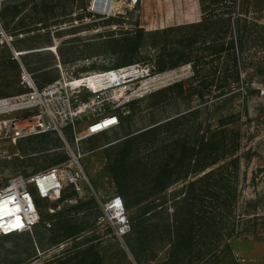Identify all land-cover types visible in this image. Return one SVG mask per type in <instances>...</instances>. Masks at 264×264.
I'll use <instances>...</instances> for the list:
<instances>
[{
    "label": "rangeland",
    "instance_id": "1",
    "mask_svg": "<svg viewBox=\"0 0 264 264\" xmlns=\"http://www.w3.org/2000/svg\"><path fill=\"white\" fill-rule=\"evenodd\" d=\"M94 2L0 0V99L15 102L27 93L23 67L40 88L61 75L81 78L109 70L137 71L133 79L97 94L82 90L77 99H95V104L76 121L73 137L63 127L62 134L49 130L14 140L4 127L0 185L54 165H61L62 173H75L79 164L86 175L79 183L82 190L77 191L81 207L68 213H79L94 225L58 246L41 226L1 236L0 264H52L66 252L90 246L101 252L105 264H264V38L253 25H264V0H112L108 12L94 8ZM8 6L12 7L3 17ZM199 21H203L200 32L172 33L168 43L148 38L133 56L115 49L114 40L137 27L156 31ZM241 38V59L236 64L231 43ZM14 46L39 48L17 51ZM7 51L18 62V75L10 67ZM28 52L29 66L20 59ZM175 63L179 65L174 68ZM98 110L130 113L126 129L144 132L120 172L135 192L133 200L147 198L126 209L130 227L122 236L104 209L113 193H120L116 177L108 170L111 154L106 147L124 138L126 129L117 126L75 141V131H82ZM8 117L0 114V121ZM205 137H217L224 146L221 162L213 166L221 169V184L217 182V191L201 196L203 203L191 227L185 221V208L191 203L192 179H178L185 170L179 169L174 176L178 180L158 195L153 179L160 167L174 162L181 145ZM72 152L78 164L59 161ZM63 183L66 194L75 189L66 175ZM93 197L96 206L89 202ZM43 199L49 203L44 213L77 203L70 197L60 203L58 198ZM36 230L45 234L46 251L28 244L29 237L37 236ZM185 230L190 232L187 237Z\"/></svg>",
    "mask_w": 264,
    "mask_h": 264
},
{
    "label": "trees",
    "instance_id": "2",
    "mask_svg": "<svg viewBox=\"0 0 264 264\" xmlns=\"http://www.w3.org/2000/svg\"><path fill=\"white\" fill-rule=\"evenodd\" d=\"M3 10V17H6L8 10H10V7ZM203 21H199L198 23H186L182 25L177 26H171L168 28L158 29L156 31H146L142 27H137L136 29L132 30V32H129L127 36H124V38L116 39L114 40L115 49L117 51L125 53L126 57L133 56L137 54L142 46H144V43L146 42V39L151 37H159V42L162 43H168L169 36L172 33L175 32H181L185 34L187 31L190 32V34L193 33V31L200 32L201 30V23ZM254 27L257 29V34L261 33V35L264 38V25H260L258 22H253ZM194 34V33H193ZM260 36V35H258ZM185 35H183V38ZM21 42H25L26 39H20ZM243 40L242 38L235 42H232V60L237 64L239 63L241 59V46H242ZM17 44V41H13L12 45ZM50 45V44H49ZM15 47V46H14ZM17 51L21 50H30L35 49L39 47L34 46H27V48H22L20 46L15 47ZM38 52V51H34ZM31 52L22 54L20 56L21 61L29 66V54ZM8 55V62L10 63V67L17 71L18 75V62L14 58V55L7 51ZM184 60V59H183ZM183 62V61H182ZM179 64L175 63L171 65L172 67H177ZM27 66V67H28ZM159 66V64L157 65ZM156 68V67H155ZM160 68V67H158ZM239 77V74H238ZM56 78H51L49 82L54 81ZM47 84V83H46ZM246 88L249 89V86L246 85ZM82 101L86 102L88 99H82ZM114 113V112H113ZM116 114V113H115ZM118 115V114H117ZM120 124L118 126L123 127L126 129L125 123L129 122L131 119L130 113L125 114H119ZM79 123V120H78ZM66 133L69 134L71 137L74 136L73 134V128L72 126L66 127ZM144 132H138L135 133L134 131L126 129V134L124 138L116 140V142L110 144L108 147V151H110L109 154H111L110 157V165H108V170L113 174V177H116L118 181V187H120L119 191L124 196V198L121 196V194L116 191L114 194H119L124 202L126 209H131L132 207L140 204L143 202L147 196L138 197L135 200L132 198L134 197L133 188L131 185L127 182H125L126 176L124 177V174L120 172V170L124 167H127L128 159L131 157L132 153L134 152L136 148V143L138 139L142 136ZM42 136H47V134H42ZM224 150V146L221 142V139L217 137H205L203 138L199 143H184L181 145V148L179 149V152L174 155V162H171L170 160V166L169 164L166 166L160 167L161 169L159 172H157L156 176L153 179V183L155 186V195L161 194L165 192V190L174 184L178 179H185L190 180L189 186H190V196L188 199L191 201L189 205H186L185 208V221H188L191 223V227L193 226L192 222L194 219H196L199 213V207L202 205V195L207 191H217V182L221 184V181L219 180L220 175L218 174V171L221 169H213V166L216 164H219L222 160V153L220 150ZM235 154V153H230ZM230 156V155H228ZM61 159H59L60 162H67L70 160V155L66 153L60 156ZM58 159L56 158L54 163L57 162ZM51 167V166H50ZM49 168V167H48ZM179 169L185 170V175L183 177H174L175 173L178 172ZM194 177V178H193ZM178 178V179H176ZM202 183V185L199 188H195L197 184ZM73 187V185H71ZM34 194V200L36 203V206L39 211L40 220L35 225L36 227L41 226L43 228H46L53 236V245L58 246L60 243L67 241L69 239L76 238L80 236L81 234L85 233L88 228H90L94 223H88L84 221V218L81 217L79 213H76L75 215H70L68 213V210H77L79 212V208L81 207V201L77 199V190L72 189L71 193L66 194L64 190L61 191L60 197L58 198V202H64L66 199L75 198L77 203L75 206H69V208H63L61 210H56L52 213H44L43 209L49 206V203L46 202V199L40 198ZM90 204L93 203L94 206H96V198L90 199ZM225 201H223L224 203ZM57 206V204L53 205ZM56 208V207H54ZM98 209V204H97ZM201 213V212H200ZM205 218V217H203ZM210 221L206 224V227L209 229ZM189 232V231H188ZM187 230L184 231V237H187L188 235ZM190 233V232H189ZM11 235V234H10ZM36 235L34 238L29 237L27 239L28 244L30 246H36L38 250L40 251H46L47 247L44 246V235H41L36 230ZM9 235H4L3 237H6ZM1 237V236H0ZM55 237V238H54ZM41 264V263H40ZM52 264H105V260L101 252L97 248H93L92 246L84 249V250H78V251H70L65 253V257L62 258H55L52 260Z\"/></svg>",
    "mask_w": 264,
    "mask_h": 264
},
{
    "label": "built area",
    "instance_id": "3",
    "mask_svg": "<svg viewBox=\"0 0 264 264\" xmlns=\"http://www.w3.org/2000/svg\"><path fill=\"white\" fill-rule=\"evenodd\" d=\"M15 54L19 56L18 52ZM59 68L62 70V66ZM135 70H109L90 76L84 75L87 77L81 78L74 76L66 78L65 75H61L52 83L40 88L35 84L27 69L23 67L22 83L28 91L19 96V100L15 102L8 98L0 99V114L10 116L4 121H0V133L5 127L7 132L13 134L15 140L29 133H41L49 130H57L62 134L63 127L67 126H72L75 129L76 121L84 115H88V110L95 104V99L82 102L77 99V96L83 89L90 90L92 94L106 89L105 87L98 89L91 87L90 78L107 76L113 72L126 73ZM121 84L123 83L117 85ZM5 101L14 107L5 108ZM35 108H37V112ZM92 115L95 118L89 121L82 131H75L77 143L109 131L120 124L119 116L113 112L98 110ZM69 155L70 161L78 164L74 152ZM60 166H51L28 177L18 175L6 184L0 185V236L28 232L37 225L40 215L33 191L41 198H59L64 186L65 175L77 191L82 190L79 183L82 178H86L82 167L78 164V170L75 173L72 171L62 173ZM104 209L106 214L115 221L117 234L122 236L127 233L130 225L122 197L119 194L112 195L105 202ZM14 217H17L19 225H10V222H14Z\"/></svg>",
    "mask_w": 264,
    "mask_h": 264
},
{
    "label": "bare ground",
    "instance_id": "4",
    "mask_svg": "<svg viewBox=\"0 0 264 264\" xmlns=\"http://www.w3.org/2000/svg\"><path fill=\"white\" fill-rule=\"evenodd\" d=\"M112 0H97V5L102 11L108 12L107 9L111 7ZM107 7V8H106ZM137 71H129L126 73L122 72H113L108 74L107 76H98L92 77L89 79V84L91 87L98 89V88H109L119 83H124L130 79H132L136 75ZM4 107H14V105H8L6 101L4 102ZM14 222H10V225H19L20 222L18 221L17 217H14Z\"/></svg>",
    "mask_w": 264,
    "mask_h": 264
},
{
    "label": "water",
    "instance_id": "5",
    "mask_svg": "<svg viewBox=\"0 0 264 264\" xmlns=\"http://www.w3.org/2000/svg\"><path fill=\"white\" fill-rule=\"evenodd\" d=\"M93 7H94V8H96V7L99 8V7L96 5L95 2H94V4H93ZM106 8H107V7H106ZM99 9H100V8H99Z\"/></svg>",
    "mask_w": 264,
    "mask_h": 264
}]
</instances>
